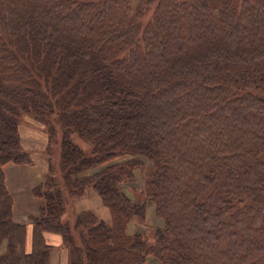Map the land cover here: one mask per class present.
<instances>
[{
  "label": "trees",
  "instance_id": "1",
  "mask_svg": "<svg viewBox=\"0 0 264 264\" xmlns=\"http://www.w3.org/2000/svg\"><path fill=\"white\" fill-rule=\"evenodd\" d=\"M24 115L60 130L64 186L109 222L63 223L45 175L26 250L3 172L34 163ZM136 170L141 201L120 187ZM148 203L162 226L128 234ZM46 233L68 264H264V0H0V264H50Z\"/></svg>",
  "mask_w": 264,
  "mask_h": 264
},
{
  "label": "rangeland",
  "instance_id": "2",
  "mask_svg": "<svg viewBox=\"0 0 264 264\" xmlns=\"http://www.w3.org/2000/svg\"><path fill=\"white\" fill-rule=\"evenodd\" d=\"M138 0H134V3ZM46 128L39 122L32 120L28 116H22L19 119L18 132L20 137L21 148L29 153L33 159L34 163L32 165L38 166L42 172H38L40 175L41 181L44 180L45 175L55 180L57 187L61 189V193L64 196V206L62 212V222L67 223L71 228L75 223V216L78 213L84 211H90L96 215L99 219H102L105 222L110 221V214L106 207L101 204V201L96 193L91 189H87L86 192L81 197H72L68 193L67 188L64 186V171L62 168L61 160V132L58 129L55 139L50 141L48 140V135L46 133ZM74 142L85 152L88 153L90 147L88 144L77 137L74 138ZM128 157H121L116 160L109 162L95 170L88 171L84 173V176L92 174L96 171L101 170V168L112 165L114 163H119L125 161ZM145 164L149 166V163L142 159ZM144 182V175L142 170H136L134 172V178L124 182L120 187L124 192L134 201H141L142 196V186ZM41 200L39 199L38 209L41 206ZM32 209H34L32 207ZM20 212L27 213L29 217L36 216L38 214L37 207L35 211L28 210L24 206H17L16 218L21 219L22 215ZM146 226L131 223L129 229L127 228V233L132 234L134 232L147 233L149 228L162 226L163 222L161 219L157 218L154 214V206L150 203L147 204V213H146ZM30 223V221H29ZM31 224V223H30ZM152 236V235H151ZM152 242V241H150ZM67 250V249H66ZM4 251V245L0 248V253ZM59 252V251H58ZM60 253V252H59ZM55 261V259H54ZM145 264H160L154 260L151 256L146 259Z\"/></svg>",
  "mask_w": 264,
  "mask_h": 264
},
{
  "label": "crops",
  "instance_id": "3",
  "mask_svg": "<svg viewBox=\"0 0 264 264\" xmlns=\"http://www.w3.org/2000/svg\"><path fill=\"white\" fill-rule=\"evenodd\" d=\"M3 172L6 179V187L13 200V218L16 222L26 225V250L29 251L32 235V225L29 223L30 217L27 213L20 212L22 217L19 220L16 218V211L18 205L24 206L30 211H35L36 207L38 210L39 198L32 194V189L41 182L38 172L43 173V170H40L35 165L19 166L10 163L3 166ZM44 240L46 244L53 247L50 255V264H68V251L63 246L61 236L46 233L44 234Z\"/></svg>",
  "mask_w": 264,
  "mask_h": 264
}]
</instances>
